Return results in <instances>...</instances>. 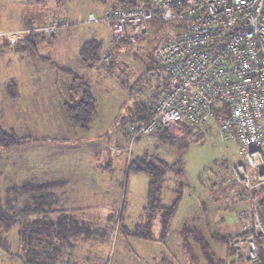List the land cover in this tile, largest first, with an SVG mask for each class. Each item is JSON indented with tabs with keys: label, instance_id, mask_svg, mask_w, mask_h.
I'll return each mask as SVG.
<instances>
[{
	"label": "rangeland",
	"instance_id": "obj_1",
	"mask_svg": "<svg viewBox=\"0 0 264 264\" xmlns=\"http://www.w3.org/2000/svg\"><path fill=\"white\" fill-rule=\"evenodd\" d=\"M106 1L0 0V43H8L4 35L9 32L33 28L24 26L2 33L12 23L22 25L27 19L29 24L31 21L36 25L46 22L45 26L53 18L69 23V26L60 27L53 37L35 32L37 54H31L29 46L23 50L0 48V128L18 138L31 136L15 145H0V206L4 207L12 186L32 184L33 178L28 179L27 175L41 164L44 166L40 162L45 161L46 155H49L48 160L51 159L56 138L46 137L42 141L38 133H49V125L57 128L62 125L61 121L55 123L43 116L48 110L44 105L38 107L36 104L29 112V118L17 117V112L22 109L20 105L29 104L30 95L11 98L7 96L6 88L12 82L29 80L44 85L55 82L73 84L77 77L90 85L96 105V114L86 132L81 134V142L99 148L103 153L99 152V163L106 164V156L114 159L111 168L99 172L97 183L87 187H66L68 201L61 203L57 200L53 205L79 208L72 212L71 218L78 226L86 227L83 233H90L88 237L74 240L73 261L82 264H213L208 261L209 256L214 264H232L231 261L253 264L239 259L230 250L229 237L238 233L240 228L238 213L248 206L253 196L251 190L237 184L229 175L232 166L243 162V156L236 137L221 138L215 116L202 125L181 123L175 132H169L173 140L184 135L172 145L154 132L139 136L132 142L131 150L126 149L131 146L128 133L135 124L132 115L136 106L141 103L150 105L163 95L166 74L157 68L151 55L156 41L161 38L162 28L159 29L155 16L146 39L115 46L110 42L109 23L84 22L90 12L101 16ZM26 39L8 45H28ZM92 39L101 41L102 51L111 53V56L108 62L80 67V40ZM36 108H39L37 114ZM119 149L121 151L117 154ZM143 156H157L176 164L162 181V206H170L177 194L181 196L164 241L157 240L160 211L153 219L154 239L145 240L124 233L144 223L150 211L148 208L144 210L148 207L149 175L128 172L127 168L129 159ZM91 157L89 159L94 162ZM179 169L181 174L177 173ZM216 175L224 177V183L212 186ZM56 213H52L53 218ZM20 226V223H13L5 229L0 222L1 238L7 239L12 252L17 255H21L24 248L19 235ZM217 235L226 241L219 242ZM19 261L21 259L11 258L0 246V264H21Z\"/></svg>",
	"mask_w": 264,
	"mask_h": 264
},
{
	"label": "built area",
	"instance_id": "obj_2",
	"mask_svg": "<svg viewBox=\"0 0 264 264\" xmlns=\"http://www.w3.org/2000/svg\"><path fill=\"white\" fill-rule=\"evenodd\" d=\"M132 4L123 6L125 2ZM113 0L101 16L90 12L87 24H110V42L135 43L150 35L156 15L163 23L152 58L166 74L163 95L149 105L143 123L129 130L132 142L158 129L175 132L185 122L217 119L221 138L236 137L243 162L230 169L237 184L253 191L264 186V0ZM67 20L5 34L15 44L30 33L53 35ZM34 31V32H33ZM111 53H101L108 62ZM121 149L116 151L119 154ZM113 154L114 150H113ZM242 236L232 247L255 263L264 249V192L238 213Z\"/></svg>",
	"mask_w": 264,
	"mask_h": 264
},
{
	"label": "trees",
	"instance_id": "obj_3",
	"mask_svg": "<svg viewBox=\"0 0 264 264\" xmlns=\"http://www.w3.org/2000/svg\"><path fill=\"white\" fill-rule=\"evenodd\" d=\"M121 1L123 3V0ZM108 2H113V0H107L106 3ZM128 3L132 4V2L129 1L122 5L126 6ZM156 21L159 23V29H161L163 23L158 15H156ZM33 38V33L28 35L25 44L30 43L29 45L32 46L30 50L36 52V45L34 44ZM101 53L102 42L95 39L85 41L79 49L80 59L86 67H92L95 64L103 63L100 59ZM76 78L77 77L73 80L74 83L69 85L68 91H70V96L64 102V105L70 121L80 128H87L96 114L95 97L90 85ZM149 114L150 110L148 104H138L132 115L135 123L134 125L145 122ZM155 133L162 140L171 145L180 141L184 136L182 135L177 140H173L170 133L165 129H158ZM22 140L23 138H18L12 132L0 128V145H15ZM175 167V163L160 160L157 156L153 158L143 156L142 158L134 157L131 160L129 159L127 167L128 172H143L150 177L147 189L148 207L144 208V210L148 208L150 211L147 213L146 221L142 224L135 225L132 229L125 230L124 233L126 235L145 240L154 239L152 233L153 219L155 213L160 211V234L157 240H165L181 196L177 194L176 200L170 206H162V181L164 175ZM177 173L181 174L182 172L179 169ZM214 179L212 186L223 184L225 180L224 177L219 178L217 175ZM11 188V190H8L9 197L4 207L0 206V222L5 226V229H9L13 223H20L19 235L22 238L24 248H22L21 255L14 254L7 239L5 237L2 239L0 235L1 248H3L11 258L21 259V261H19L21 264H82L73 261L74 255L72 249L75 247L74 240L76 238L82 239L88 237L90 233L87 235L83 233L82 230L86 227L78 226L76 220L70 216L59 215L53 218L52 213L56 212V209L53 206L55 201L52 199L49 185L24 184L12 186ZM251 192L252 196L255 197L264 192V186L258 191L253 190ZM86 230L88 231L89 229ZM242 235L243 233L239 228L238 233L230 235L229 237L230 250L232 253L237 254L239 259H245V257L236 252L232 247L231 240L233 237ZM94 237H96L95 234ZM217 239L219 242L226 241V239L220 235H217ZM186 245L190 248L189 242H187ZM208 261L214 264L209 256ZM234 262L235 261H231L232 264H234ZM253 264H264V249L261 248L259 260Z\"/></svg>",
	"mask_w": 264,
	"mask_h": 264
},
{
	"label": "crops",
	"instance_id": "obj_4",
	"mask_svg": "<svg viewBox=\"0 0 264 264\" xmlns=\"http://www.w3.org/2000/svg\"><path fill=\"white\" fill-rule=\"evenodd\" d=\"M27 19L24 20L21 24L12 23L11 26H6L5 31H13L16 29H20L24 26H33L39 27L43 26L45 23L41 25L32 24V21L27 23ZM21 25V26H20ZM76 32V31H75ZM34 44L36 45V52H31V54H37L38 51V38H36V34L33 33ZM50 37H53L51 35ZM111 37V36H110ZM1 42V41H0ZM85 41L80 40V47ZM30 44V43H29ZM17 45L12 47L8 45V43H0V48L6 49H17L23 50L31 45ZM103 52V51H102ZM79 54V52H78ZM80 57V56H79ZM80 67L83 66V63L80 59ZM25 69H23V72ZM33 84V85H32ZM31 85V86H30ZM70 84L68 82H55L52 84H36L35 81H16L15 83H10L6 88L8 92V97L21 99L25 95L30 97L28 98L29 104L20 105L22 107L21 110L17 112V117H27L29 118V112L33 111V107L37 104L38 107L44 105L48 108V110L43 113V116L47 117L49 120L53 122L61 121L62 125L60 128H57L56 125L48 126L49 133H38V137L40 140L44 141L46 137L56 138L55 147L52 151V157L48 160L49 155H46V159L41 160V164L39 168L32 169V173L27 175L28 179H32V184H47L50 187V191L52 194V198L55 203L57 200L61 203H66L68 200V192L64 189L70 186H78V187H87L92 184L97 183L100 178L101 171L105 169H109L112 166V160L110 157L106 156L107 163L101 164L98 161L99 158V148L96 145H89L88 142H81V138L83 137L81 134L86 132L87 128L82 129L78 125L73 124L68 115L66 113L64 102L70 96L68 91ZM24 89L25 91H22ZM22 91V92H20ZM4 93V92H3ZM0 96L1 93H0ZM77 98V97H76ZM39 108L35 109V114H37ZM13 113V112H12ZM21 114V115H19ZM52 132V133H51ZM31 136H24L23 139L29 138ZM83 154L85 155L83 157ZM100 154H103L100 152ZM92 155V162L89 159V156ZM90 163V164H86ZM62 188L63 190L58 192L57 190ZM61 201H60V199ZM56 209V217L59 215H65L67 217H71L73 211L79 210V208H69L67 206H58ZM156 241V240H154ZM158 242V241H156ZM74 249V248H73ZM163 261H165L163 259ZM171 262V261H170ZM169 264V262H167Z\"/></svg>",
	"mask_w": 264,
	"mask_h": 264
}]
</instances>
